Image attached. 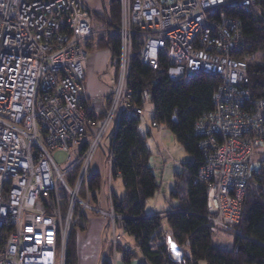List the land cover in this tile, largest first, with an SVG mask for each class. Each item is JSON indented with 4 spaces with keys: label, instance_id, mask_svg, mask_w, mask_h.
Masks as SVG:
<instances>
[{
    "label": "built area",
    "instance_id": "obj_1",
    "mask_svg": "<svg viewBox=\"0 0 264 264\" xmlns=\"http://www.w3.org/2000/svg\"><path fill=\"white\" fill-rule=\"evenodd\" d=\"M118 1L120 21L112 27L99 25L85 0H0V264H67L72 232L87 213L104 219L114 264L134 253L122 245L126 217L116 213L111 182L121 120L141 116L152 102L147 91L139 100L130 87L136 56L152 71L166 62L172 82L200 74L221 80L213 111L195 124L213 233H236L249 177H264V162H250L264 145V102L250 101L243 22L225 13L256 0ZM97 38H117L120 48L104 109L86 87V47ZM102 145L106 210L91 202L89 186ZM56 151L69 154L66 171ZM165 223L167 249L191 258L190 242L179 245Z\"/></svg>",
    "mask_w": 264,
    "mask_h": 264
},
{
    "label": "trees",
    "instance_id": "obj_2",
    "mask_svg": "<svg viewBox=\"0 0 264 264\" xmlns=\"http://www.w3.org/2000/svg\"><path fill=\"white\" fill-rule=\"evenodd\" d=\"M110 10L107 21L116 27L120 19L118 0L111 1ZM225 13L240 17L244 25L246 51L242 59H246L249 66L248 89L250 101L255 106L258 101L264 102V0H256L251 8L236 6ZM97 48L111 52V66L116 68L120 54L118 39L98 40ZM220 82L218 76L204 74L172 82L167 77L166 62L159 70L152 71L141 64L138 56L133 60L130 87L135 97L140 100L144 91L150 94L154 104L153 124L166 126L190 157L183 173L177 175L180 183L171 194V202L175 203L166 219L161 213L147 216L145 203L160 186L149 164L151 153L140 132L142 116L121 120L115 140L114 166L123 180L126 194L123 198L114 194L113 201L116 213L126 217L125 234L135 239L147 264H183V260L185 264H264V177L253 174L249 177L242 219L232 248L219 246L208 226V186L199 177L205 156L195 124L204 114L213 111L214 95ZM103 117L101 114L93 118L99 121ZM89 186L93 199L98 198L104 186L101 175L93 173ZM165 220L179 245L190 242L191 258L182 256L174 260L171 257L163 242ZM133 255L124 253V263L130 264L135 258ZM67 264H78L77 231L70 240ZM103 264H113L111 257Z\"/></svg>",
    "mask_w": 264,
    "mask_h": 264
},
{
    "label": "rangeland",
    "instance_id": "obj_3",
    "mask_svg": "<svg viewBox=\"0 0 264 264\" xmlns=\"http://www.w3.org/2000/svg\"><path fill=\"white\" fill-rule=\"evenodd\" d=\"M108 12H109L108 15L111 16L110 7H109ZM106 15L107 14H104V15L101 14V15H98V17L94 15L99 25L105 24V22H107ZM102 39H106V38H97L94 40H90L88 42L87 47H86L87 52H88V59H89L90 49H91V47L89 48V46H91V44L93 43L97 45L98 40H102ZM112 68L117 70L118 63H117L116 68L115 67H112ZM106 103L107 102H105V104ZM153 114H154V104L150 103L146 105L141 115L142 118H141V124H140V132L145 138L146 146L151 153L149 164H150V167L154 170L155 175L157 176V181L160 187H159V190L156 192V194L146 201L145 214L147 216H153V215L161 213V216L164 219H166L165 217L168 214V210H170L172 207V204L175 203V202L173 203L171 202V194L172 192L178 189V185L180 183V178H178L177 175L179 176V174L183 173L184 164L190 161V157L185 151V149L178 143L173 133L168 128H166V126L162 124L158 125L157 127L153 126V122H154ZM262 146L264 145H258L254 149L253 153L251 154V157H253V163H254V157H255L256 152L257 153L259 152L257 149L261 148ZM261 151L264 152V147L261 148ZM105 155H106V147L105 145H102V148L99 149V151L94 157L92 169H91L92 171L91 174L98 173L102 177V182L104 186H103V190L98 193V198L96 197L95 199H93V193L90 191L91 192L90 194L92 196L91 202L97 205L98 208L102 210H106V206L108 205L109 191H110L109 182H108L109 171H107L105 164H104ZM53 157H54L55 162L61 169V171H66L72 164V162L68 160L69 154L66 152L56 151L54 152ZM263 162L264 160L260 162L258 165H256V167L260 166ZM112 175H113L112 182H111L112 189H113L112 190L113 191L112 200H113L114 194L119 198H123L126 194V190H125V186H124L122 178L116 172L115 166H114ZM85 194H86V191H83L82 195H85ZM85 215H90L91 217H96L98 219L102 218L101 216L96 215V214L87 213ZM84 219L85 218L82 217L80 223L74 227L72 235L76 231L77 232L83 231L84 229L83 221H85ZM123 222H122V227H123V231H125ZM165 224L166 226H168L167 222ZM237 226L236 225L234 226L236 233L234 232L233 233L232 232L214 233L215 240L217 241L219 246H223L226 248H232L233 242H234V235L237 234V232L239 231ZM109 236H110L109 231L105 229L103 231V241L106 242ZM127 239H128V236L126 237L124 236L123 242H126ZM69 244H70V241H69ZM135 247L138 251H140L137 243ZM68 248H69V245H68ZM183 252L177 251V250L170 251V255L174 260H178L183 256ZM111 254L112 253L110 251V254H109L110 257H111ZM133 254H134L133 256L135 257L136 256L135 253ZM102 263H104V261ZM200 264H205V263L202 262Z\"/></svg>",
    "mask_w": 264,
    "mask_h": 264
},
{
    "label": "crops",
    "instance_id": "obj_4",
    "mask_svg": "<svg viewBox=\"0 0 264 264\" xmlns=\"http://www.w3.org/2000/svg\"><path fill=\"white\" fill-rule=\"evenodd\" d=\"M112 0H85L87 8L96 16L108 14ZM115 74V69L111 66V52L108 49H98L95 43L91 44L90 55L88 59L87 72V94L89 98L104 109L106 98L109 96L112 89V78ZM262 146L261 148H263ZM258 148L254 157H251L250 162L253 166L258 165L264 160V152ZM169 211V210H168ZM83 221V231L77 232V254L78 264H101L109 257L110 250L103 241V231L105 229V221L103 218L98 219L85 215ZM128 236L126 242L122 244L133 248L135 258L130 264H147L146 259L140 251L136 249V241L133 237ZM112 259V257H111ZM114 264V263H113ZM116 264H125L120 258Z\"/></svg>",
    "mask_w": 264,
    "mask_h": 264
}]
</instances>
